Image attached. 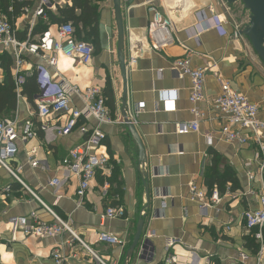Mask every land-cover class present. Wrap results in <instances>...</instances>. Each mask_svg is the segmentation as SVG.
Here are the masks:
<instances>
[{
  "label": "crops",
  "instance_id": "crops-1",
  "mask_svg": "<svg viewBox=\"0 0 264 264\" xmlns=\"http://www.w3.org/2000/svg\"><path fill=\"white\" fill-rule=\"evenodd\" d=\"M49 1L44 9L54 15H58V6L71 5V0ZM40 3L41 0H35L10 22L20 42L36 41L40 36L30 34L39 17L46 20L35 15ZM94 4L98 10L99 46L88 64L59 55L56 67L52 68L42 56L28 53L22 56L24 68L34 72L36 66H41L39 78L44 77L53 85L64 81L82 91L88 86L103 90L109 83L113 109L108 107V110L114 119L121 121L100 125L105 140L98 152L109 156V171H97L82 198L75 193L76 177H71L57 193L49 185L53 177L61 175V159L72 146L82 143L84 134L79 126L51 144H46L37 130L26 143H19L10 163L14 169L20 167L18 174L25 184L45 206L68 222L93 253L74 241L68 232L42 238L12 231L8 223L11 216L34 212L39 219L51 221V215L40 201L0 168V264H54L53 249L59 250L64 264H101L93 254L105 264H264V252L259 254L260 245L254 237L256 230L244 225V212L257 208L259 196L264 192L262 155L253 141L241 145L221 139L218 130L222 118L209 103L220 92L214 76L218 72L233 89L258 104L259 117L264 120V64L246 37L231 36L235 26H241L227 18L218 0H121L126 112L145 151L141 173H147L148 177L142 181L137 147L121 117L122 79L116 55L112 0H95ZM155 10L175 14L172 23L176 42L161 49L149 46L146 32ZM213 14L225 18V34L209 24ZM0 17L4 15L0 13ZM57 25L50 24L47 29L54 39ZM186 56L190 57L192 67L205 70V98L196 103L201 113L198 130L179 134L178 126L194 119L188 100L191 81L172 69L176 59ZM131 57L135 62L128 65ZM7 68L14 76L12 52L0 48V83ZM70 99V108L82 107L79 96L71 94ZM166 100L175 102L174 111L165 110ZM6 117H16L18 132L26 120L35 125L39 122L34 99L32 103L22 95L17 99L16 109ZM86 124L91 127L97 123L89 119ZM208 134L212 136L211 141L206 138ZM30 159L38 161V165L32 167ZM191 182L207 195L216 190L220 202L202 209L198 201L189 197ZM5 186L10 187V192L4 191ZM108 207H121L124 217L103 218ZM140 219H143L140 243L133 256L128 257ZM98 232L117 235L123 243L103 244L98 241ZM144 240L149 241L147 247L152 250L150 260L140 257ZM170 257L173 260L168 263L166 259Z\"/></svg>",
  "mask_w": 264,
  "mask_h": 264
},
{
  "label": "built area",
  "instance_id": "built-area-1",
  "mask_svg": "<svg viewBox=\"0 0 264 264\" xmlns=\"http://www.w3.org/2000/svg\"><path fill=\"white\" fill-rule=\"evenodd\" d=\"M218 3L225 8V0H218ZM49 0H41L39 8L35 15L46 17L45 5H49ZM42 5V6H41ZM11 10V8H9ZM175 14L173 12H162L155 10L152 13L146 32L149 40V46L153 49H161L165 46L172 45L176 42L175 29L172 23ZM211 19V20H210ZM213 27L219 29L225 34V18L221 15L213 14L210 18ZM12 24L4 17H0V48L10 49L14 58V85L17 93V99L21 96L20 90L26 76L32 73L36 74L39 86V93L34 97L38 125L33 121L26 120L20 132L17 130V119L4 118L0 119V168L7 171L13 179L31 194L35 199L41 202L40 198L25 184L18 174L20 167L14 169L11 166V160L17 153L19 143L24 144L37 134V130L42 133V139L46 144H51L60 136L69 135L79 126V130L84 134L82 143L74 145L68 154L60 161L61 175L53 177L49 185L57 193L58 189L67 183L71 177L78 179V185L75 193L78 198H82L89 188L90 182L95 177L97 171L106 173L110 169L109 156L105 152H98L103 146L105 133L101 129V124H111L121 122L114 119L105 103V97L102 89L96 86H88L82 91L75 85L60 81L55 85L39 78L41 66H36L34 72L31 69L24 68L23 53L43 57L47 65L55 68L58 56L68 59L77 60L81 64H88L93 56V46L89 42L76 38L75 28L71 22H64L57 25V37L54 39L46 30L36 41L26 39L20 42ZM200 27L198 26L197 29ZM235 26L231 36L234 38L241 37L239 30ZM200 30V29H199ZM134 58H130L128 65H133ZM173 71L180 77H189L191 81L190 93L188 100L192 104L191 112L194 119L190 122L181 123L177 128V133L185 134L191 131H197L199 128V117L201 113L196 107V103L204 100L205 89V70L198 67H192L190 57H181L173 62ZM215 78L220 84V92L212 97L209 103L222 118L218 133L224 141L246 144L250 141L256 143L258 150L262 155V165L264 166V120L259 117V106L252 102L245 94L231 87L229 81L216 72ZM76 94L82 100V107L70 108V95ZM166 111L175 110V102L166 100L164 102ZM142 106V103L140 104ZM56 115V116H55ZM55 116V118H54ZM62 116H66L61 119ZM61 119V120H60ZM89 119L96 121V125L88 127L86 122ZM79 121H82L79 124ZM211 141L212 136H206ZM32 167L38 165V161L29 160ZM248 165V164H246ZM250 178H253L251 175ZM189 197L191 200L198 201L200 207L206 208L211 204L220 202L219 193L212 190L209 195L200 189L196 183L189 184ZM4 191L10 192V187L5 186ZM42 205L51 215V221H43L31 212L27 216H11L8 223L12 231L19 230L24 235H34L42 238H52L68 232L74 241L80 243L85 249L93 253L75 232L71 229L67 221L58 217L50 208ZM103 218H123L124 211L121 207H108L105 209ZM244 225L247 229L253 230L255 239L258 241L259 254L264 252V192L259 196L258 207L248 209L244 212ZM98 241L108 246H117L123 243L121 237L107 232H98ZM97 261L105 264L95 254ZM152 255L151 247L144 250V260H150ZM51 257L54 264H64V258L58 249H53ZM172 257L167 258L168 263L172 262Z\"/></svg>",
  "mask_w": 264,
  "mask_h": 264
},
{
  "label": "trees",
  "instance_id": "trees-1",
  "mask_svg": "<svg viewBox=\"0 0 264 264\" xmlns=\"http://www.w3.org/2000/svg\"><path fill=\"white\" fill-rule=\"evenodd\" d=\"M35 0H0V13L9 22L23 13L25 7L31 6ZM95 0H71L69 7H57L58 15H54L49 9H45L46 20L39 17V20L31 30V36L42 34L50 24H60L71 22L75 28L76 38L89 42L94 49H98V10L94 4ZM11 8V10H9ZM78 10V13L76 11ZM19 37H24L20 35ZM39 93V86L35 73L24 78L20 95L25 96L28 101L33 103L34 97ZM105 97L106 106L113 109V99L109 83L102 90ZM17 106V93L15 90L13 76L7 68L5 78L0 83V119L6 117L14 111Z\"/></svg>",
  "mask_w": 264,
  "mask_h": 264
},
{
  "label": "water",
  "instance_id": "water-1",
  "mask_svg": "<svg viewBox=\"0 0 264 264\" xmlns=\"http://www.w3.org/2000/svg\"><path fill=\"white\" fill-rule=\"evenodd\" d=\"M241 2L244 9L248 11L249 20L247 25L239 30V35L246 37L249 41L254 53L258 59L264 64V0H225L227 5H232L235 2ZM113 14L116 27V55L117 62L120 69L122 79V104H121V117L125 123L131 138L133 139L138 153V170L140 179L145 181L148 177L147 173H141L144 168V162L146 160L145 151L137 134L133 121L128 117L126 112V61H125V29L123 24V18L121 14V0H112ZM145 191L148 193V188L145 186ZM143 228V219H140L136 226V232L133 237L132 243L128 249L127 256H133L136 247L140 243ZM149 245L148 240H144L143 248L140 253V257L143 258L144 250Z\"/></svg>",
  "mask_w": 264,
  "mask_h": 264
},
{
  "label": "rangeland",
  "instance_id": "rangeland-1",
  "mask_svg": "<svg viewBox=\"0 0 264 264\" xmlns=\"http://www.w3.org/2000/svg\"><path fill=\"white\" fill-rule=\"evenodd\" d=\"M226 7L225 12L227 13V18L233 20V22L238 26H241L242 29L243 24L249 20L248 11L243 8L242 3L239 1L235 2L231 6L226 5Z\"/></svg>",
  "mask_w": 264,
  "mask_h": 264
}]
</instances>
